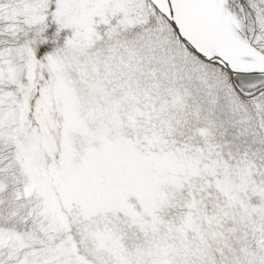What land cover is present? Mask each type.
<instances>
[{
	"label": "snow or ice",
	"instance_id": "6c2138e0",
	"mask_svg": "<svg viewBox=\"0 0 264 264\" xmlns=\"http://www.w3.org/2000/svg\"><path fill=\"white\" fill-rule=\"evenodd\" d=\"M0 264H264V0H0Z\"/></svg>",
	"mask_w": 264,
	"mask_h": 264
}]
</instances>
